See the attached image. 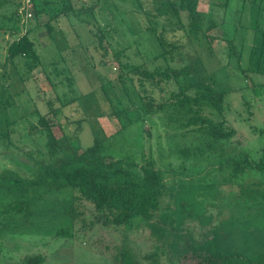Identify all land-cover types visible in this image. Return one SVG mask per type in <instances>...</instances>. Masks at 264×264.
Listing matches in <instances>:
<instances>
[{"label":"rangeland","instance_id":"rangeland-1","mask_svg":"<svg viewBox=\"0 0 264 264\" xmlns=\"http://www.w3.org/2000/svg\"><path fill=\"white\" fill-rule=\"evenodd\" d=\"M22 1H0V162L16 168L14 156L41 171L63 156L51 134L58 142L73 134L78 150L96 136L103 154L134 168L153 161L164 192L153 220L91 227L89 212H68L70 186L52 188L31 212L4 207L10 197L0 189V264L37 254L41 264H113L110 252L122 248L140 264H196L194 252L207 247L264 264V0H200L203 8L211 3L207 12L218 22L207 32L210 43L207 35L184 34L188 16L173 15V0H69L82 12L95 3V21L107 29L100 44L97 26L66 13L64 0L28 5L27 18ZM24 33L37 57L9 58ZM156 33L176 45L170 54L161 55ZM126 63L179 74L152 82ZM210 91L225 92L221 117L205 103L179 106L183 95ZM149 101L165 106L145 113ZM121 109L127 116L116 117ZM43 115L51 130L39 122ZM202 119L236 132L215 138ZM244 155L252 165L236 170L233 161Z\"/></svg>","mask_w":264,"mask_h":264},{"label":"trees","instance_id":"trees-1","mask_svg":"<svg viewBox=\"0 0 264 264\" xmlns=\"http://www.w3.org/2000/svg\"><path fill=\"white\" fill-rule=\"evenodd\" d=\"M38 1L46 2L47 0H30V5H36ZM199 1L173 0L169 2L173 15L179 21L180 12H186L188 25L186 28L184 26L182 28L184 34L190 39H198L200 33L207 35L208 31L218 26V22L213 16L201 11ZM67 2L69 0H64L62 4V8L66 13L71 10L73 11L72 14L81 22L97 26L98 34L94 33V35L100 44L107 34V29L101 27L98 21H95L93 13L95 3L87 7L88 11L82 12L81 9L74 11ZM39 11L40 9L36 8L35 12ZM150 28L154 29V27ZM156 37L163 48L161 55L170 54L176 45L171 44V42L166 43L162 34L156 33ZM206 37L209 38V43L214 38L210 35ZM20 54L37 57L33 40H31L28 33H24L18 39L13 40L8 47L9 58L13 59ZM125 67L130 72L133 71V74L140 75L152 82H159L156 78L161 75L169 78L170 76L176 77L179 74L178 71H170L169 68L160 72L158 70L148 71L143 66L129 65L128 63L125 64ZM224 95V91H210L193 97L180 95L182 97L179 96V106H187L191 101L198 105L205 103L210 105L221 117L224 112ZM152 102L149 101L145 104V113L152 112L154 109L162 110L165 106L164 103L154 105ZM128 111L127 109H121L113 112L116 117H120L127 116ZM201 121L206 123L203 126L215 138H230L236 132L232 128L223 129L224 122L222 120H208L206 122L202 119ZM39 122L48 130H51V123L46 116H40ZM129 123V119L123 121L121 128ZM51 135L54 136V134ZM72 135L65 132L63 139L59 142L55 137H51V145L54 148L56 147V150L62 151L63 156L43 165L41 171H38L35 164L22 162L14 156L10 160L16 168L0 162V189L10 197L4 207L22 211L25 206L28 212H31L32 203L46 198L52 188L60 190L63 187L70 186L72 193L70 192L71 203L67 209L68 212L73 217L89 212L92 218L88 225L91 227L94 225L128 226L137 217L145 221L153 220L160 210L161 198L164 192L162 175L153 166V161H147L140 167L137 165L134 168L136 163H131L129 159H114L103 154L102 140L96 136L93 143L88 147L79 148V150L73 149L71 148ZM52 150L54 153L56 152V150ZM233 162L236 164V170L245 167V165H241V162L252 165V161L247 158V155H244L241 160ZM100 252L101 254L108 253L105 251ZM194 253L197 257L196 264H258L252 259L243 258L239 252L231 249L216 251L214 247H207ZM110 255L108 253V257L111 258L113 264H140L134 260L126 248L118 249L117 252H110ZM42 261L43 256L37 254L27 257L23 264H41Z\"/></svg>","mask_w":264,"mask_h":264},{"label":"built area","instance_id":"built-area-1","mask_svg":"<svg viewBox=\"0 0 264 264\" xmlns=\"http://www.w3.org/2000/svg\"><path fill=\"white\" fill-rule=\"evenodd\" d=\"M28 5H30V0H23L22 5L19 7V13L24 16V18L31 17V12H28Z\"/></svg>","mask_w":264,"mask_h":264},{"label":"crops","instance_id":"crops-1","mask_svg":"<svg viewBox=\"0 0 264 264\" xmlns=\"http://www.w3.org/2000/svg\"><path fill=\"white\" fill-rule=\"evenodd\" d=\"M200 2V9H201V11H203V12H205V13H208L207 11H209L210 10V5H211V3H209V4H207V6H208V8L207 7H205V8H203L204 7V5H202V2L201 1H199ZM208 9V10H207ZM214 18V17H213Z\"/></svg>","mask_w":264,"mask_h":264}]
</instances>
